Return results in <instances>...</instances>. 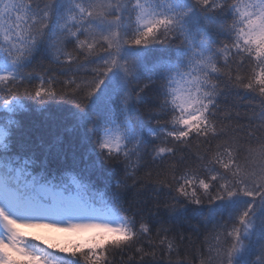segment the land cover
Listing matches in <instances>:
<instances>
[{
    "label": "snow or ice",
    "instance_id": "obj_1",
    "mask_svg": "<svg viewBox=\"0 0 264 264\" xmlns=\"http://www.w3.org/2000/svg\"><path fill=\"white\" fill-rule=\"evenodd\" d=\"M41 53L68 71L94 65L92 75H73L58 88L56 76L28 71ZM150 87L157 97L148 119L156 127L136 115ZM226 90L259 102L249 101L242 115L236 105L222 106ZM24 98L45 106L67 100L81 123L103 114L96 146L106 162L125 167L117 189L128 180L143 186V145L159 140L152 160L168 163L155 182L174 191L177 203L227 213L205 239L206 252L196 250L198 264H264V0H0V108L25 110ZM18 123L7 117L0 126V264H106L109 249L151 264L158 247L169 264H194L181 258L167 229L146 250L140 241L150 229L137 228L119 192L110 204L83 176L65 182L46 165L34 174L35 161L12 152ZM193 140L197 151L187 164L182 153ZM25 228L94 235L88 251L70 238L44 240L45 248Z\"/></svg>",
    "mask_w": 264,
    "mask_h": 264
},
{
    "label": "trees",
    "instance_id": "obj_2",
    "mask_svg": "<svg viewBox=\"0 0 264 264\" xmlns=\"http://www.w3.org/2000/svg\"><path fill=\"white\" fill-rule=\"evenodd\" d=\"M72 45H69L71 49ZM94 65L85 64L79 71H68L65 68L50 63L49 56L41 53L37 56L31 68L28 71L40 73L47 76H56L58 83L55 85L60 88L63 81L68 80L73 75L80 78H90L91 68ZM38 81L33 80L34 86ZM227 100L222 99V106L236 105V110L241 114L250 112L249 101L252 106L258 104V100H253L250 95H245L243 90L228 91ZM239 92V94H237ZM23 95V89H21ZM144 103L141 104L137 117L143 119L149 127H156L153 121L148 119L150 112L155 108L157 92L154 87H150L142 94ZM25 110L15 114L5 113L0 108V126L7 123V117L17 120L18 126L12 128L11 148L12 152L18 154L24 159H32L35 166L32 169L34 174L47 170L53 175L63 178L69 182L71 177L80 175L84 177L85 182L91 185L93 195L98 199L102 195L110 204L115 202L117 192L120 194V204L129 209L128 215L135 216L137 228L141 222L148 225L150 234L141 239L146 250H150L147 240L150 238L158 244V236L163 235L164 229H167L169 238H175L181 250V258L186 254L193 259L194 264H198L195 252L199 249L206 252L205 239L210 237L215 226L219 223L227 222V213L216 211L210 214L208 206L197 210L196 205L184 202L177 203L173 198L176 196L174 191H170L166 185L155 182V173L158 169L167 167V161L161 163L159 160L153 161V149L160 141L154 143L145 142L143 145V166L138 171V177L144 181L143 186L132 187V180H128L129 185L126 189H117L116 181L125 178V167L119 162H106L99 149L96 146V137L102 129L105 117L103 114H93L89 122L81 123L74 119L70 110H74V105L67 100H57L48 105H40L36 102L24 98ZM242 123L247 121L242 120ZM149 141L151 137L148 138ZM198 141H192V147L185 149L183 155L187 158V164H193L195 153L197 151ZM202 151V149H201ZM135 159V158H134ZM186 164L179 167L182 170ZM147 172L153 173L152 179H146ZM183 198H181V201ZM176 205L175 211H171L168 205ZM31 239V238H30ZM32 243L39 244L41 247H47L44 241L29 240ZM83 251H88L85 246ZM52 251V249H49ZM116 250L109 249V257L106 264H137V261H129L128 255L133 254L131 250L123 255L114 254ZM59 255H69L67 253H58ZM69 259H80L79 256ZM252 259H255L253 257ZM175 257H173V261ZM81 264L83 261L81 260ZM151 264H169L168 256L161 248H157L156 260Z\"/></svg>",
    "mask_w": 264,
    "mask_h": 264
},
{
    "label": "rangeland",
    "instance_id": "obj_3",
    "mask_svg": "<svg viewBox=\"0 0 264 264\" xmlns=\"http://www.w3.org/2000/svg\"><path fill=\"white\" fill-rule=\"evenodd\" d=\"M25 232L31 233L27 237L28 240H32L34 236L42 237L39 241L48 240L50 242H60L63 243L66 238H70L73 243H78L82 245H89L91 237L94 235L92 230H81L78 232H61L54 229H32L25 228ZM31 238V239H30Z\"/></svg>",
    "mask_w": 264,
    "mask_h": 264
}]
</instances>
